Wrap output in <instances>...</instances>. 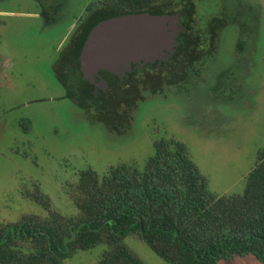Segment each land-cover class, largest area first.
I'll list each match as a JSON object with an SVG mask.
<instances>
[{
    "label": "rangeland",
    "instance_id": "374dc122",
    "mask_svg": "<svg viewBox=\"0 0 264 264\" xmlns=\"http://www.w3.org/2000/svg\"><path fill=\"white\" fill-rule=\"evenodd\" d=\"M86 1L0 0V223L48 217L23 194L37 183L57 211L77 214L70 189L81 170L103 174L122 160L143 168L162 136L189 145L214 193L242 194L264 147V0H171L166 11L191 7L182 19L197 26L181 74L148 66L111 89L112 102L83 108L57 79L67 28L55 22L80 15ZM125 242L149 264H173L134 235ZM107 249L78 250L66 262L96 264ZM219 264L262 263L248 255Z\"/></svg>",
    "mask_w": 264,
    "mask_h": 264
},
{
    "label": "trees",
    "instance_id": "16d2710c",
    "mask_svg": "<svg viewBox=\"0 0 264 264\" xmlns=\"http://www.w3.org/2000/svg\"><path fill=\"white\" fill-rule=\"evenodd\" d=\"M170 1L107 0L125 14L178 13L166 11ZM182 10L193 11L188 6ZM187 25L178 50L177 35L173 55L162 64L171 65L170 77L181 74L176 71L182 69V59L196 46L195 25ZM109 95L102 98L112 102ZM20 125L26 132L33 126L28 117ZM154 146L143 168L122 160L103 174L92 167L81 170L70 189L75 215L57 211L38 183L28 193L24 190L49 215L25 214L17 222L0 223V264H67L78 250L102 243L108 249L96 264H149L126 244L130 235L173 264H219L248 255L264 264V147L245 191L218 195L185 141L162 136Z\"/></svg>",
    "mask_w": 264,
    "mask_h": 264
},
{
    "label": "flooded vegetation",
    "instance_id": "af4514ba",
    "mask_svg": "<svg viewBox=\"0 0 264 264\" xmlns=\"http://www.w3.org/2000/svg\"><path fill=\"white\" fill-rule=\"evenodd\" d=\"M82 8L83 10L80 12V15L79 11L68 14L64 13L55 22V24H58L56 25L57 27L64 25L67 28V35L61 44V51L56 66V72L59 74L57 75V79L66 88L67 92L64 96L73 99L80 107L87 108L89 102H97L98 99L101 100L111 89L128 82L135 73L137 74L148 66H157L158 64L161 66L170 57L168 56L161 62L159 58L154 59L152 55H149L140 59L129 58L127 62L122 61L113 70L103 66L95 71L86 69L83 66L80 56L90 34L98 25L99 19L108 13L125 14L126 12L117 11L113 6L109 5L107 0L93 2L88 0ZM181 10H178V13L181 14L178 24L184 30L178 31L175 53L182 41L180 34L182 32H188L187 24H190L187 22L188 20L182 19L184 17V11L182 10L183 12L181 13ZM191 24L195 25L193 30L196 31L197 26L192 20ZM59 65L60 67H58ZM65 78V82H63Z\"/></svg>",
    "mask_w": 264,
    "mask_h": 264
},
{
    "label": "water",
    "instance_id": "95a60500",
    "mask_svg": "<svg viewBox=\"0 0 264 264\" xmlns=\"http://www.w3.org/2000/svg\"><path fill=\"white\" fill-rule=\"evenodd\" d=\"M180 16V13L103 16L83 47L80 56L83 66L92 71L102 66L113 70L129 58L149 55L162 62L172 55L178 31L184 30L178 24Z\"/></svg>",
    "mask_w": 264,
    "mask_h": 264
}]
</instances>
